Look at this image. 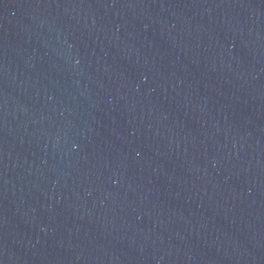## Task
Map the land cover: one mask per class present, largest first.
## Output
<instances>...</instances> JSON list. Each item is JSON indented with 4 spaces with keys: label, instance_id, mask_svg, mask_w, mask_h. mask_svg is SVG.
Instances as JSON below:
<instances>
[{
    "label": "water",
    "instance_id": "obj_1",
    "mask_svg": "<svg viewBox=\"0 0 264 264\" xmlns=\"http://www.w3.org/2000/svg\"><path fill=\"white\" fill-rule=\"evenodd\" d=\"M0 264H264V0H0Z\"/></svg>",
    "mask_w": 264,
    "mask_h": 264
}]
</instances>
